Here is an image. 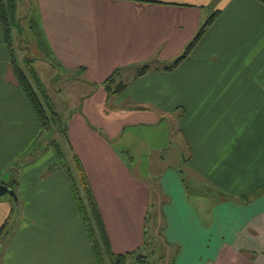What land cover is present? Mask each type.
I'll return each mask as SVG.
<instances>
[{"label":"crops","instance_id":"0c3cea01","mask_svg":"<svg viewBox=\"0 0 264 264\" xmlns=\"http://www.w3.org/2000/svg\"><path fill=\"white\" fill-rule=\"evenodd\" d=\"M34 2L28 11L49 64L76 77L82 92L64 120L68 152L84 167L112 251L144 243L152 194L171 264H264V195L231 199L264 183V2ZM216 12L189 55L169 68ZM12 60L0 12V183L17 181L19 199L17 207L0 197V264H99L65 169L53 156L41 160L52 146ZM132 135L141 146L177 136L189 173L218 197L192 200L174 167L140 179L114 144ZM125 239L131 243L120 248Z\"/></svg>","mask_w":264,"mask_h":264},{"label":"rangeland","instance_id":"374dc122","mask_svg":"<svg viewBox=\"0 0 264 264\" xmlns=\"http://www.w3.org/2000/svg\"><path fill=\"white\" fill-rule=\"evenodd\" d=\"M31 5H35L34 0H18L17 2L18 8L16 11V17L19 20H21L19 16H24V18L20 23H11L10 25L12 38L10 41V48H13L15 56L17 57V62L24 69V71L30 76L29 70L32 68L36 72L38 78L45 84V88L50 95L56 110L60 113L61 118L64 121L68 117L69 109L71 107L76 108L75 106L79 104L76 103L79 100L78 98H80V93L82 92L80 88L76 87V77H67V74L64 75V73H57V71H54L52 66L49 64L52 57L48 56V49L46 46H43V43L41 46L39 45L37 35L34 34L35 31L31 28V24L35 23L33 21L36 19L35 10L32 9V11H28ZM31 79L33 85L37 88L38 85L35 81V77H31ZM112 87L115 88V85L113 84ZM50 137H52L51 134L48 135L45 132L43 140L46 141L50 139ZM140 142V139L136 138L134 135L129 137V139L124 138L114 141L116 148L124 151L122 153L126 162L130 165V167H132V169H134V172L140 179H142V177L147 179L149 177L147 174H151V172L158 174V172L162 171L166 167H174L182 171L185 177L189 196L192 200L196 202L198 200H204L207 203L218 197L215 191L206 189V184L198 183L197 180L189 173L186 162L187 154L177 136L173 135L169 138H166L165 136V139H161L158 144L154 143L150 146L146 144L141 146ZM135 145L137 146L135 147ZM37 148L39 152H43V150L40 149V146ZM49 149H51V151H49ZM49 149L46 150L41 160H50L53 156L56 158V161L59 162L60 157L55 148L51 147ZM29 151L30 155L31 153L32 155L34 154L33 150ZM138 163H142V169L138 168ZM145 171L147 174L144 173ZM6 196L12 198L10 194H6ZM154 197L151 194V202L148 206L149 216L145 220L144 243H141L139 246H135L134 249L125 248L122 250V254H126L129 250H131V255L126 257V259H129V263L171 264L172 256L170 249L165 244L163 234L161 233V229L163 227L162 209L159 202ZM104 211L107 215H109L105 208ZM114 213L115 210H111V216L114 220L112 222L117 226L118 224H121L122 220L120 223L115 221ZM12 227L13 226L9 229ZM125 240V245L120 248H123L131 243V241H128L127 239ZM5 241L6 240L2 238L3 248L6 246ZM117 241L121 242L120 239ZM118 242H116L117 246Z\"/></svg>","mask_w":264,"mask_h":264},{"label":"trees","instance_id":"16d2710c","mask_svg":"<svg viewBox=\"0 0 264 264\" xmlns=\"http://www.w3.org/2000/svg\"><path fill=\"white\" fill-rule=\"evenodd\" d=\"M261 1L264 2V0ZM17 2L18 0H0V12L5 33V39L10 49L11 56L13 58V73L19 86L22 88L28 100L32 104L37 114V117L43 126V130L46 132V134H51L52 136L50 137V139H48V144L55 148L60 157L61 165L66 171L70 188L74 194L78 210L82 216L85 225V230L91 242L94 255L96 256L99 264H137L135 262L129 263V259H126L127 256L131 255V252L117 255L112 251V246L108 236L107 228L104 219L101 215L98 202L91 188L88 176L84 170V167L76 156V154H73L71 156L69 155L68 148H70L71 146L68 143L69 141L67 136V125L62 120L60 113L56 110L52 99L45 88V84L42 82V80L38 78L36 72L32 68L31 70H29L30 76L24 71V69L17 62V57L15 56L13 48H10V41L12 39L10 33V25L11 23H17ZM217 15L218 12L214 13L210 17V19L200 29L195 39L189 44L186 51L169 68H174L185 57H187V55H189L195 43L204 34L206 27L213 22ZM31 28H33V30L35 31L34 34L37 35L39 45L41 46L43 43V46L45 47L44 42L40 39V33L37 30L36 24L32 23ZM47 53L50 57L49 51ZM149 69L150 66L142 67L139 70L138 75L146 73ZM31 77H35V81L38 85L37 88L33 85ZM114 78L115 76L112 75L107 80V84H109V87L113 85L112 82L115 80ZM124 87L125 84L122 83L119 85L118 90H113L112 92L114 94L116 92H121L125 89ZM17 184L18 182L15 180L8 183V185L13 187L14 189H16ZM262 195H264V183H261L260 185L256 186L255 188L246 193L237 196H231V199L236 200L240 203H249L256 198L261 197ZM17 203L18 207L19 199ZM1 236L2 234L0 233V237Z\"/></svg>","mask_w":264,"mask_h":264},{"label":"water","instance_id":"95a60500","mask_svg":"<svg viewBox=\"0 0 264 264\" xmlns=\"http://www.w3.org/2000/svg\"><path fill=\"white\" fill-rule=\"evenodd\" d=\"M6 194H10L16 202H18V195L16 190L8 184L0 183V197Z\"/></svg>","mask_w":264,"mask_h":264}]
</instances>
